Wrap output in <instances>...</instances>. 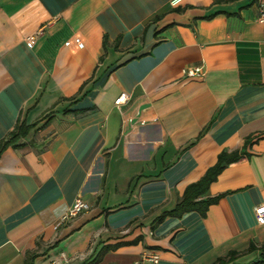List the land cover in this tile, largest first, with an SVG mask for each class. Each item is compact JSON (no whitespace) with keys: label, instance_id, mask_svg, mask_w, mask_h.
Returning a JSON list of instances; mask_svg holds the SVG:
<instances>
[{"label":"crops","instance_id":"0c3cea01","mask_svg":"<svg viewBox=\"0 0 264 264\" xmlns=\"http://www.w3.org/2000/svg\"><path fill=\"white\" fill-rule=\"evenodd\" d=\"M171 1L0 0V142L34 126L0 156V264L258 257L264 0ZM234 151L205 215L161 219ZM80 198L91 209L56 229Z\"/></svg>","mask_w":264,"mask_h":264},{"label":"trees","instance_id":"16d2710c","mask_svg":"<svg viewBox=\"0 0 264 264\" xmlns=\"http://www.w3.org/2000/svg\"><path fill=\"white\" fill-rule=\"evenodd\" d=\"M33 127V125H27L25 122H21V124L17 125L14 132H12L6 140L0 142V156L10 145L19 146L17 145V142L21 141L22 138L26 137L31 132L30 130ZM240 157L241 153L238 151H234L233 153L221 152L217 163L211 166L207 170L206 174L202 176L199 180L189 185L186 188L184 194L182 195L183 197L180 199V202L176 205V207L173 210L166 212V214H164L161 219L164 218L166 215L180 217L185 212H190L194 210H198L202 215H205L208 211V207L211 204L216 203L221 198V196L206 197L205 195L207 193L208 188L213 182H215L217 177L221 174V172L226 168L228 164L239 160ZM248 250H258V257L252 259V261L250 262L238 264H264V245L258 247L255 243H252L249 246ZM239 254V252H231L223 258L217 259L213 264H236L235 261L238 259ZM101 255L102 250L96 256L95 259L91 261H83V263L81 264H97L102 260ZM35 257V254L27 255L25 264H34V261L36 259Z\"/></svg>","mask_w":264,"mask_h":264},{"label":"built area","instance_id":"2783aa9c","mask_svg":"<svg viewBox=\"0 0 264 264\" xmlns=\"http://www.w3.org/2000/svg\"><path fill=\"white\" fill-rule=\"evenodd\" d=\"M184 0H172L171 4L173 6H178L181 3H183ZM259 21L264 22V1L260 2L259 5ZM35 41V36L29 38V43L33 44ZM76 43H80V39L76 38L75 39ZM184 74L187 77H200L203 76L204 74V68L202 66H197V67H187L184 70ZM128 94L122 93L118 100L116 101V104L119 105V103L126 102L128 100ZM91 209V205L88 201L83 200V199H76V201L73 203V205L67 210V212L62 216V218L57 222L55 225V228L58 229L60 228L63 224L67 223L70 219L73 217L81 214L82 212L88 211ZM256 219L257 222L260 224H264V205H260L256 207ZM62 257L66 258L64 255ZM160 257L158 254H151L147 255L145 257V260L151 263H157L159 261Z\"/></svg>","mask_w":264,"mask_h":264}]
</instances>
